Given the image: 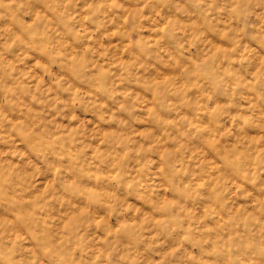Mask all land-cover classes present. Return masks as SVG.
I'll list each match as a JSON object with an SVG mask.
<instances>
[{
    "label": "clouds",
    "instance_id": "9594fccd",
    "mask_svg": "<svg viewBox=\"0 0 264 264\" xmlns=\"http://www.w3.org/2000/svg\"><path fill=\"white\" fill-rule=\"evenodd\" d=\"M0 264H264V0H0Z\"/></svg>",
    "mask_w": 264,
    "mask_h": 264
}]
</instances>
